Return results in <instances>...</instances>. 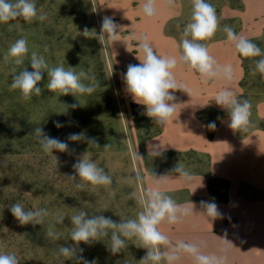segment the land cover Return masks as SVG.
<instances>
[{"label": "crops", "instance_id": "obj_1", "mask_svg": "<svg viewBox=\"0 0 264 264\" xmlns=\"http://www.w3.org/2000/svg\"><path fill=\"white\" fill-rule=\"evenodd\" d=\"M142 2L75 0L82 15V32L87 28L99 35L105 16L123 27L121 41L106 39L102 45L94 34L90 37L96 42L108 82L113 87L115 111L125 118L130 132L151 133L137 142V153L144 157L136 160L137 171L144 177L139 183L140 191L155 183L151 172L156 178L171 174L162 184V190L179 204L192 203L195 212L181 223L160 226L173 243L202 241L205 254L225 256L226 264H264V91L247 85L249 69L255 68V60L260 57L244 58L237 54L223 31V26L229 25L263 48L264 0H208L216 9L220 28L211 39L201 43L207 45L220 64L233 65L234 79L230 83L219 79L205 83L195 70L178 65L173 70L175 78L188 93L174 92L178 106L167 127L155 124V128L149 129L135 126L134 113L146 116L144 106L135 103L126 92L123 74L129 64L140 63L136 57L140 55L139 44L145 36L157 55L178 56L183 29L190 22L192 3L173 0L170 5L167 0H157V15L146 18ZM226 86L251 104L247 131L231 129L227 111L213 99ZM213 122L214 135L210 138L207 125ZM159 144L164 146V154L153 158L149 155V145ZM179 163L191 174L190 182L172 174ZM210 178L229 182L226 203L215 202ZM202 201L214 202L222 218L208 220L202 214ZM178 264H193V261L184 257Z\"/></svg>", "mask_w": 264, "mask_h": 264}, {"label": "rangeland", "instance_id": "obj_2", "mask_svg": "<svg viewBox=\"0 0 264 264\" xmlns=\"http://www.w3.org/2000/svg\"><path fill=\"white\" fill-rule=\"evenodd\" d=\"M38 10L47 14L44 21H10L18 27L9 29L0 23V252L15 253L20 264H74L73 260L57 258L60 246H71L70 216L84 210L89 215L110 217L116 222L135 219L141 210L137 196L139 183L130 181L137 172L133 154L137 142L151 135L145 130L130 132L125 118L115 111L113 87L108 82L95 40L82 33V15L75 0H35ZM28 42L29 56L23 65L5 63L4 55L9 46L19 38ZM264 48V47H263ZM262 48V49H263ZM32 51L43 55L51 66L63 64L83 69L94 77L95 92L74 96H58L47 90V73L38 84L42 94L23 100L18 90H10L12 69L16 73L26 67L32 71L29 57ZM249 69L247 85L264 91V75L252 74ZM89 81H84L88 83ZM72 105H77L73 108ZM59 121L63 126L55 127ZM144 126L155 128L154 123L143 121ZM40 126L44 133L68 143V152L42 151L34 138L33 129ZM145 129V128H144ZM73 133H84L87 139L70 141ZM93 140L99 147L90 144ZM111 144L109 150L104 146ZM85 155L104 168L111 176L110 187L86 185L81 191L68 179L75 175L73 164ZM7 166H4V162ZM203 163L206 165L205 160ZM218 188H223L219 183ZM22 203L26 210L46 208L49 215L42 225H21L11 214L13 203ZM59 215L65 216L62 224ZM49 224L54 225L58 239L46 236ZM109 238L90 245L81 243L83 257L96 264H139L146 249L129 240L128 247L113 254L107 244Z\"/></svg>", "mask_w": 264, "mask_h": 264}, {"label": "clouds", "instance_id": "obj_3", "mask_svg": "<svg viewBox=\"0 0 264 264\" xmlns=\"http://www.w3.org/2000/svg\"><path fill=\"white\" fill-rule=\"evenodd\" d=\"M167 3L171 5L173 0H167ZM191 3L192 14L190 22L183 29V39L179 44L181 51L178 56L157 55L145 36L139 44L140 55L136 57L140 63L129 64L123 74L126 92L131 95L135 103L144 106V114L154 124L162 127H167L176 114L178 104L174 102L176 100L174 92L176 90L187 92L175 78L173 70L178 65L195 70L205 83L213 79L230 83L234 79L233 65L231 63L220 64L210 54L207 45L201 43V41L211 39L220 28L216 9L208 0H191ZM141 8L146 18L155 17L157 15V0H143ZM18 19L29 23L34 20L44 21L47 19V14L43 13L42 9L38 10L35 0H0V23L8 24L11 30L18 25L9 22ZM122 29L123 27L117 24L112 17L105 16L102 19L99 35L87 28L81 34L85 37L94 34L103 45L106 39L111 42L121 41L120 32ZM223 31L227 35V40L234 45L237 54L244 58L260 57L255 60L252 74L255 75L258 72L264 75V49L252 40L236 33L229 25H224ZM28 56V42L21 37L9 46L4 55V61L20 66L24 64L25 58ZM29 64L32 71L24 67L16 73L15 67L12 69L14 74L9 85L10 90H18L21 98L25 101L30 100L33 95L42 94V89L38 87V84L42 81L45 72L48 81L47 90L58 94V96L90 95L95 92L98 86L95 78L90 77L83 69L77 72L76 68L68 67L66 69L63 64L51 66L45 57L36 51L31 52ZM84 81L89 82L86 84ZM213 99L218 106L227 111L230 120L228 126L231 129L247 131L251 116V104L248 99L238 98L227 86L221 88ZM72 107L75 108L77 105H72ZM54 124L57 128L63 126L59 121ZM207 127L214 129L215 123H209ZM32 134L42 151L52 155L56 162L58 161L57 157L53 155L54 151H69L68 143L47 135L40 126L34 128ZM85 139L87 138L84 133H73L68 136V140L73 142ZM88 142L99 147L93 140L89 139ZM111 147V144H106L104 149L109 150ZM164 151V146L160 144L149 145V155L153 158L162 157ZM143 158L137 152L133 154L134 160ZM4 166H7L6 161ZM73 169L75 175L69 176L68 179L81 191L86 188V185L107 188L112 184V178L104 168L85 155L73 164ZM172 174H178V179L186 183L191 181V174L180 163L172 170ZM150 175L155 183L137 196L141 210L135 219L121 217V221L116 222L110 217L98 214L89 215L88 212L81 210L69 217L72 224L70 238L74 243L71 246H60L55 253L56 257L73 260L74 264H96L95 260L88 261L83 257V249L79 245L81 243L90 245L95 241H102V238H109L107 247L113 254L120 253L127 248L126 242L129 240L135 241V246L146 249V255L139 261V264H178V261L184 257L191 259L193 264H226L225 256L205 254L201 247L202 241L190 243L177 240L173 243L169 236L161 231L162 224L181 223L185 218L195 214L194 205L192 203L179 204L162 190V184L167 182L171 174L159 178H156L153 172ZM143 180L144 177L138 171L135 172L134 177L130 178V181L138 183H142ZM201 206L204 209L202 214L208 220L222 218L214 202L202 201ZM10 211L21 225H42L49 215L46 208L26 210L19 202L13 203ZM64 218L65 216L59 215L57 223L62 224ZM46 236L58 239L54 225H48ZM220 239L228 242L227 239ZM0 264H20V260L15 253L0 252Z\"/></svg>", "mask_w": 264, "mask_h": 264}, {"label": "trees", "instance_id": "obj_4", "mask_svg": "<svg viewBox=\"0 0 264 264\" xmlns=\"http://www.w3.org/2000/svg\"><path fill=\"white\" fill-rule=\"evenodd\" d=\"M143 121L148 122V123H154L150 118L143 116L142 114H139L138 112L135 111V113H134L135 126L137 128L143 127V128L147 129L148 127L144 126L142 124ZM213 135H214V129L209 128V137L212 138ZM219 183H223L224 187L218 188L217 185ZM209 185H210L211 194L213 195L215 202L226 203L228 201V197H227L226 192H227V189L229 187V182L210 178L209 179Z\"/></svg>", "mask_w": 264, "mask_h": 264}]
</instances>
